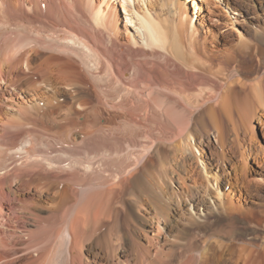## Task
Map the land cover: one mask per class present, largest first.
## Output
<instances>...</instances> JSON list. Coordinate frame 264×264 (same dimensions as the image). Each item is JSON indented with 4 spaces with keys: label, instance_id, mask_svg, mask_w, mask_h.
<instances>
[{
    "label": "bare ground",
    "instance_id": "6f19581e",
    "mask_svg": "<svg viewBox=\"0 0 264 264\" xmlns=\"http://www.w3.org/2000/svg\"><path fill=\"white\" fill-rule=\"evenodd\" d=\"M143 1L0 0V264H264V0Z\"/></svg>",
    "mask_w": 264,
    "mask_h": 264
},
{
    "label": "rangeland",
    "instance_id": "374dc122",
    "mask_svg": "<svg viewBox=\"0 0 264 264\" xmlns=\"http://www.w3.org/2000/svg\"><path fill=\"white\" fill-rule=\"evenodd\" d=\"M198 1H200V0H198ZM146 2H147V0H146ZM146 2L144 0L141 3L145 4ZM152 2L154 4H156V3L165 4L164 0H153ZM217 4L219 6H217L216 8L213 7L212 9L218 10V12H223V11H221L224 8L223 7V5H224L223 0L217 1ZM119 8L121 9V11H123V8L121 5L119 6ZM189 13L190 14L194 13V7H192V9H191V11H189ZM206 14L209 18L213 17L209 13V11H206ZM184 22L185 23L187 22L186 19L184 20ZM123 23H122V29L125 30ZM212 32H213L212 30L209 31V29H207V28H203V29L201 28V31L199 33H201L204 36L212 37ZM78 119L80 120V117ZM243 125L244 124L241 122L238 132H231V134L229 135V139H230L229 145L227 147L223 146L222 149L220 148L218 150L219 151L218 156H219V159H221V160L224 159L223 156H225V158L227 159L226 160V163H227L226 169L233 171V173H235V172H237L239 174L242 173L241 175L246 176L251 170L259 168L260 162H262L264 160V123L261 122V120H256V123H255L256 129L253 131L251 128H248L246 125L245 126H243ZM239 132H241V134ZM234 139L236 141H233ZM210 143L205 141V144H203L200 149L198 148V151L199 152L205 151L207 154L211 155L213 153V151L211 149L212 147L210 146ZM231 148H233V149H231ZM237 149L239 152L240 151L241 152L239 153L237 151ZM232 150H234V151H232ZM236 152L238 153L237 157L232 155L233 153H236ZM222 153H224V154H222ZM240 156H241V158H239ZM229 158L233 159L232 162L235 163V166H236L235 169L233 168V167H235L233 165V163L228 161V160H230ZM244 162H246V163H244ZM247 164H248V166H247Z\"/></svg>",
    "mask_w": 264,
    "mask_h": 264
}]
</instances>
